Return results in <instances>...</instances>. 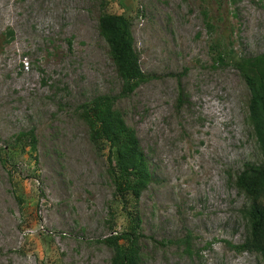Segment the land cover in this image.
<instances>
[{
	"label": "rangeland",
	"instance_id": "obj_1",
	"mask_svg": "<svg viewBox=\"0 0 264 264\" xmlns=\"http://www.w3.org/2000/svg\"><path fill=\"white\" fill-rule=\"evenodd\" d=\"M103 13L131 21L151 76L116 104L153 176L138 202L142 264H263L227 244L246 232L247 201L233 181L261 155L247 123L249 91L232 65L213 67L209 45L264 53V0H0V264H110L111 248L96 241L111 226L128 229L107 145L95 147L78 115L121 88L98 33ZM32 129L30 155L16 136ZM187 233L191 255L176 243Z\"/></svg>",
	"mask_w": 264,
	"mask_h": 264
},
{
	"label": "trees",
	"instance_id": "obj_2",
	"mask_svg": "<svg viewBox=\"0 0 264 264\" xmlns=\"http://www.w3.org/2000/svg\"><path fill=\"white\" fill-rule=\"evenodd\" d=\"M204 24L211 34L215 26L207 14H204ZM98 33L107 45L108 56L121 81V88L117 95L103 94L83 103L78 108V115L87 126L89 139L95 147L103 150L107 145L106 170L113 187L112 195L130 224L122 233L113 231L111 226L112 234L96 242L111 248L110 264H142L141 242L146 236L141 232L138 202L152 183L153 176L150 162L139 145L135 131L126 125L116 104L148 82L151 76L141 71L132 23L126 16L101 14L98 18ZM12 40L13 33L9 31L5 43L9 44ZM209 47L213 67L229 63L249 91L247 123L252 128L261 155L260 164H244V169L233 181L235 189L247 201V205L240 210L246 232L242 243L227 244L236 253L256 255L264 264V53L255 57H238L219 39H215ZM16 144H23V150L32 155L37 144L34 130L20 132L16 136ZM32 159L36 163L37 157L33 156ZM113 218L110 211V220L113 221ZM190 240L191 235L187 233L183 239L176 241L184 246V252L188 255H191Z\"/></svg>",
	"mask_w": 264,
	"mask_h": 264
},
{
	"label": "bare ground",
	"instance_id": "obj_3",
	"mask_svg": "<svg viewBox=\"0 0 264 264\" xmlns=\"http://www.w3.org/2000/svg\"><path fill=\"white\" fill-rule=\"evenodd\" d=\"M213 111H214V110H213ZM213 113H214V112H213ZM213 113H212V114H213ZM207 114H208V113H207ZM212 114H211V115H212Z\"/></svg>",
	"mask_w": 264,
	"mask_h": 264
}]
</instances>
